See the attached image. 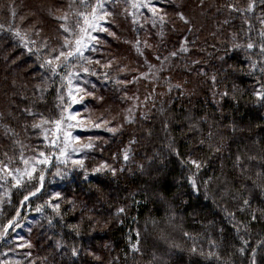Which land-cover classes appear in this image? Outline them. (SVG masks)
Here are the masks:
<instances>
[{
    "label": "trees",
    "instance_id": "obj_1",
    "mask_svg": "<svg viewBox=\"0 0 264 264\" xmlns=\"http://www.w3.org/2000/svg\"><path fill=\"white\" fill-rule=\"evenodd\" d=\"M250 2L182 0L178 7L170 0L156 3L164 8L165 25L157 27L160 36L153 33L154 75L139 83L145 94L143 110L116 134H104L107 142L85 166L56 186L51 185L56 178L44 182L27 202L24 197L41 186L40 174L30 184L11 188L0 205V233L17 216L25 218L22 207L36 212L47 204L53 190L61 197L59 209L46 205L44 218L29 234L39 264H250L253 249L257 264H262L264 249L258 245L264 241V101L254 93L261 90L264 73L251 68L257 55L232 45L245 44L249 34L254 43L264 39L258 35L264 31V0H254L250 12L227 7L246 9ZM63 3L0 0V151L16 150L32 119L57 118L63 110V80L41 67L46 60L41 41L57 39L52 13ZM178 13H187L190 23ZM36 16L43 20L38 22L43 26H36L43 35L31 38L23 26L38 21ZM124 33L132 38L136 31L128 24ZM181 45L188 52L169 57ZM118 51L115 44L110 52ZM157 55L169 59L157 61ZM105 72L99 68L88 73L104 92V108L120 101L117 86L108 83ZM225 91L228 95L222 97ZM189 159L201 164L198 172ZM100 161L117 169L116 175L107 169L92 173ZM245 199L248 206L243 205ZM121 207L125 213L117 216ZM137 230L139 253L130 250ZM242 239L249 241L243 256Z\"/></svg>",
    "mask_w": 264,
    "mask_h": 264
},
{
    "label": "rangeland",
    "instance_id": "obj_2",
    "mask_svg": "<svg viewBox=\"0 0 264 264\" xmlns=\"http://www.w3.org/2000/svg\"><path fill=\"white\" fill-rule=\"evenodd\" d=\"M167 1L152 0L153 6L158 9L160 15H164V8L162 5L156 3H166ZM181 1L170 0L177 7ZM63 2V4L58 6L56 13H52V17L56 21L53 25L57 29H55L57 31V39L50 43L41 41L46 59L50 58V56L48 49L45 48V43L48 45V48L58 49L63 39L64 34L60 29L63 21L59 17L67 13L70 23L74 19L72 14L78 8V5L72 4V0H63ZM106 6L113 15L108 18V23L103 25L107 28V31L93 33L98 39L94 42L95 51L85 52V56L89 57L92 61L91 64L85 66L89 68V72L90 69L101 68L105 70L106 72L103 76H107L106 80H109L108 83L113 82L117 86V90L120 92V101L114 103L112 107L107 105L104 108V104H101L105 99L104 92L101 93L98 91L100 86L91 80L88 73L81 71L79 77H72L71 85L68 84L67 79H64L61 85H64L63 90H65V93L61 96V107L63 109L66 107L67 111H61L65 117V122L61 125V132L56 133L53 124H45L42 128L34 127V125L40 124L42 119L55 120L60 118L61 113L57 118L53 119L37 117L30 121V128L22 135V139L18 142L16 150L2 149L0 151V161H11L9 163L10 169L18 167L23 171L25 165L19 162L21 154L29 159V164L31 165V158L38 157L39 153L43 152L48 157L49 163L47 165H38L37 172L33 174L31 179L29 180L25 177L18 187L15 186V182L12 181L11 177L0 179V205L9 198L11 188H21L28 183L34 182L37 174H43V183L48 181L47 184L56 178L57 180L51 183V185L56 186L75 168H81L79 164H74L73 161H82L83 166H85L91 154L97 151L101 147V144L107 142L108 137L104 134H116L122 130L124 125L138 111H142L143 107H145V94L141 93L139 83H141V80L147 77L152 78L154 75L151 67L155 66L154 53L157 52V49L154 45L153 33L160 34L161 31H158L157 27L161 24L157 20L156 25L153 26L152 13L147 8L132 9L129 4L125 3V0H118L117 3ZM125 8H127V12L124 11ZM130 12L136 13L135 23L132 22L133 17L128 15ZM184 16L188 20L190 19L187 13ZM35 18L38 21H34L35 23H27L23 28L29 37L40 38L43 35V31L42 28H37L36 26H43V23H38L40 21L43 22V20L37 16ZM128 24L134 27L136 31V34L132 38H129L124 33V27ZM163 25L165 24L163 23ZM137 41H139V45ZM115 44L119 50V55L110 52L112 48H115ZM97 60L99 64L95 63ZM109 62H111V67H104ZM117 68L119 70H115ZM72 71H79V69L73 68ZM63 75L64 73L61 71V76ZM69 87L72 88L73 94L76 96L78 102H73L68 96ZM78 89H85L86 91H78ZM81 96H83V99H80ZM70 113L76 116L75 120L68 121L66 119ZM101 119L107 121V123H101ZM69 123L73 127L67 128L66 125ZM96 124H100V127H96ZM108 128H117V131L112 133L107 130ZM65 132H70L71 136L68 137L67 156H61L59 149L52 147L50 141L56 136H62ZM46 133L48 140H45ZM56 143L60 145L61 141L58 139ZM88 144H92V147H86ZM65 159L68 160L67 163L63 162ZM103 164L105 163L98 162L94 169ZM108 166L110 168V165ZM94 169L91 171L92 173H95ZM2 176H4V173H0V177ZM37 188L40 190H35V195L42 189L41 186H35V189ZM57 194L51 190L47 198V204L44 203L43 206H38L36 212H31V208L28 205H26L27 208L22 207V211L25 209V218L17 216L12 221V227L3 228L0 233V264H39L36 262L33 254L29 234L32 231V227L38 225L44 218L42 209H46V205L53 210L55 209L52 205L57 204V200L61 198ZM35 195L30 194L24 202H27Z\"/></svg>",
    "mask_w": 264,
    "mask_h": 264
},
{
    "label": "snow or ice",
    "instance_id": "obj_3",
    "mask_svg": "<svg viewBox=\"0 0 264 264\" xmlns=\"http://www.w3.org/2000/svg\"><path fill=\"white\" fill-rule=\"evenodd\" d=\"M118 0H72L73 5H78L77 10L72 14L74 19L69 23V16L67 13H65L62 17H59L60 20L63 21L60 25V29L63 32V39L60 42L59 48H48V45L45 43V48L48 49V53L50 58L46 59L44 63L41 65V67H46L51 72L53 77L60 76L62 80L67 79V82L69 85L72 83V77H79L80 72L83 73H89V68L85 65L91 64L92 61L89 57L85 56L86 51H95V44L94 42L97 41V36L93 35V33L96 32H105L107 31V28L103 25L108 23V18L113 15L112 12L108 10V7L106 5L117 3ZM126 4H129V6L132 9H140V8H147L148 11L152 13V23L153 26L156 25L157 20L160 22L161 26H163V23L165 21V16L160 15L158 9L153 6L152 0H125ZM71 7V5H70ZM230 11L232 12H250L253 11L256 7L254 0H251V2L248 4L246 9H241L237 7L235 4H229L227 5ZM125 12H127V8L124 9ZM15 15V13H13ZM128 15L133 17V23L136 22L135 12H130ZM181 20H183L186 24L190 23L186 19L183 13H178ZM227 23V21H225ZM264 23V21H262ZM249 29H251V24L248 25ZM38 34V33H37ZM17 36H20L19 31L16 32ZM258 35L262 38H264V31H261L258 33ZM22 38V37H21ZM235 39V37H233ZM188 41L185 38L184 45H187ZM137 44L139 45V41H137ZM184 45H181L177 51H172L169 53V57L176 58L181 53H187L188 48ZM233 49H240L244 48L246 50H249L252 52L253 55H257V59L251 62V68L253 71H256L257 69L264 73V39H262L259 42H252L251 35H248V41L241 45L238 43H234L232 45ZM169 57H161L157 55L155 59L157 61L161 60H168ZM95 63L99 64V61H95ZM195 63H199V61H196ZM104 67H111V62L104 65ZM154 67V66H153ZM77 68L79 71L73 72L72 69ZM61 70L64 75L61 76ZM94 74V73H93ZM211 81L213 84L216 83V77L212 76ZM177 87H180L177 85ZM261 90L254 93V95L257 97L259 101H264V84L261 86ZM78 91H86L85 89H78ZM171 91V89H169ZM228 92L225 91L221 93V96H227ZM68 96L71 98L73 102H78L76 99V96L73 94V90L71 87L68 89ZM80 99H83V96L80 97ZM63 111H67V108L65 107ZM31 114V113H30ZM34 115V114H33ZM66 119L68 121L75 120L76 116L74 114H69ZM65 122V117L63 116V112L61 113L60 118L55 120H41L40 124L34 125L36 128H42L45 124H53L55 126L54 131L56 133L61 132V125ZM131 122V121H129ZM101 123H107V121L101 119ZM96 127H100V124H96ZM67 128L73 127L72 124H67ZM122 127V126H120ZM109 132L115 133L117 131V128H108ZM71 136L70 132H65L62 136H56L51 141L50 144L54 148H58L60 151L61 156H67L66 149L68 147V137ZM209 136H211V133H209ZM61 141V144L58 145L56 143L57 140ZM45 140H48L47 133L45 134ZM132 143H135L133 140ZM203 143V141H201ZM61 145H63L61 147ZM86 147L91 148L92 144H88ZM75 151V149H73ZM215 151H220V148L217 147ZM178 155V153H177ZM32 164H29V159L25 158L22 154L19 157V162L25 165L23 171L20 168H9L8 162L0 161V173H4V176L0 177V179H5L6 177H11L12 181L15 182V186H20L22 179L27 177L29 180L37 172V166L38 165H47L49 163V159L43 152L39 153L38 157H33ZM240 157H237V162L239 164ZM123 160L127 162L129 160V154L128 150H124ZM64 163H67L68 160L65 159L63 161ZM74 164H79L81 167H83L82 161H73ZM188 163L192 165L197 172L201 168V164L197 160L189 159ZM30 169V170H29ZM104 169H107L111 172L113 176L116 175L117 169L115 168H109V166L105 163L96 169H94L95 172H102ZM119 171H124L123 168H120ZM257 176L259 177V173H257ZM87 179V176L84 177ZM39 182L42 187L44 176L43 174H40ZM189 183L192 185L193 189H196V181L195 179L190 178ZM255 184V181H253ZM40 189L37 188L36 191H39ZM31 195H35V192H32ZM59 194H57L58 196ZM25 200L28 199V196L24 197ZM244 206L249 205V201L245 199L243 201ZM53 208L59 209L60 205L59 203L52 205ZM243 211V208L240 209ZM125 209L123 207L119 208L117 210L116 215L119 216L120 214H124ZM262 216H264V213H262ZM89 220H91V217H88ZM257 216L255 213L252 215V220H256ZM119 223H123L122 221H118ZM6 227H12V222L9 221ZM74 228H77L78 226H73ZM79 234V233H77ZM187 235V234H186ZM137 239L135 243H132L130 245V250L136 253L140 252V232L139 230L136 231ZM249 241L242 239V245L239 248V253L243 256L246 254V246L248 245ZM258 247L264 249V241H261ZM195 251V249H193ZM73 255H78L77 251L73 249ZM211 254V253H210ZM97 259H99L97 257ZM250 264H257V251L255 249L251 250L250 252ZM264 264V262H262Z\"/></svg>",
    "mask_w": 264,
    "mask_h": 264
}]
</instances>
